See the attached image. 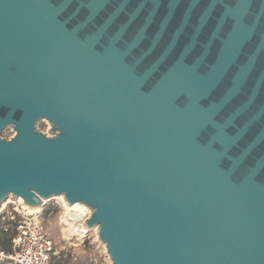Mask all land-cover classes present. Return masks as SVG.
Listing matches in <instances>:
<instances>
[{
  "label": "water",
  "instance_id": "1",
  "mask_svg": "<svg viewBox=\"0 0 264 264\" xmlns=\"http://www.w3.org/2000/svg\"><path fill=\"white\" fill-rule=\"evenodd\" d=\"M9 195L111 264H264V0H0Z\"/></svg>",
  "mask_w": 264,
  "mask_h": 264
},
{
  "label": "rangeland",
  "instance_id": "2",
  "mask_svg": "<svg viewBox=\"0 0 264 264\" xmlns=\"http://www.w3.org/2000/svg\"><path fill=\"white\" fill-rule=\"evenodd\" d=\"M37 128L49 137L54 135L52 134V125L47 120L40 121ZM14 135L15 131L9 128L4 132L3 137L11 139ZM18 203V199L9 195L8 199L1 205V208L5 205L6 209L11 211ZM44 209L51 210L45 215ZM64 212V205L57 198H53L47 202V205L38 215L39 224L56 243L55 255L63 256L65 262L69 264H111L110 257L106 252V246L99 240L98 230L92 229L84 237L72 235L68 230L69 226L62 222ZM90 214H80L76 218L81 225L85 226L84 224Z\"/></svg>",
  "mask_w": 264,
  "mask_h": 264
},
{
  "label": "built area",
  "instance_id": "3",
  "mask_svg": "<svg viewBox=\"0 0 264 264\" xmlns=\"http://www.w3.org/2000/svg\"><path fill=\"white\" fill-rule=\"evenodd\" d=\"M39 214L26 211L22 203L11 211L5 205L1 208L0 218L4 221H16L18 216L21 220L12 238V252L0 251V264H51L56 243L39 224Z\"/></svg>",
  "mask_w": 264,
  "mask_h": 264
},
{
  "label": "bare ground",
  "instance_id": "4",
  "mask_svg": "<svg viewBox=\"0 0 264 264\" xmlns=\"http://www.w3.org/2000/svg\"><path fill=\"white\" fill-rule=\"evenodd\" d=\"M56 198L58 201H60L64 205L65 212H64V216L62 218L63 219L62 222H64L67 226H69L68 230L72 233V235L74 234V235H77L80 237L86 236L90 232V230H92V229H87V228H85V226L81 225L78 222L76 216L80 215V214H86V215L90 214L91 210L89 208H87L86 206L80 204V203H76L74 205H69L63 197H56ZM18 201L20 204L23 203V200L21 198H19ZM48 201L49 200H46V203ZM26 210H28V212H30L32 214L38 213V210H34V209L33 210L32 209H26ZM0 211H1V209H0ZM97 229H98V227L94 228V230H97Z\"/></svg>",
  "mask_w": 264,
  "mask_h": 264
},
{
  "label": "trees",
  "instance_id": "5",
  "mask_svg": "<svg viewBox=\"0 0 264 264\" xmlns=\"http://www.w3.org/2000/svg\"><path fill=\"white\" fill-rule=\"evenodd\" d=\"M51 209H44V214L47 215ZM21 218L18 216L16 221H4L3 218H0V251H5L6 253L12 252V238L16 227L19 225ZM9 224L8 229H5V226ZM62 255V254H61ZM4 264V263H1ZM51 264H69L65 262L63 256L54 255L52 258ZM72 264H82V263H72Z\"/></svg>",
  "mask_w": 264,
  "mask_h": 264
}]
</instances>
